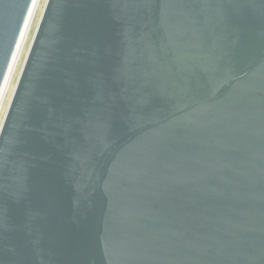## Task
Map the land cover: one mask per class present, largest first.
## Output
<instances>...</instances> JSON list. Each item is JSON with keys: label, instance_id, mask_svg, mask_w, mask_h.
<instances>
[{"label": "water", "instance_id": "1", "mask_svg": "<svg viewBox=\"0 0 264 264\" xmlns=\"http://www.w3.org/2000/svg\"><path fill=\"white\" fill-rule=\"evenodd\" d=\"M34 3L0 0V96ZM0 264H264V0H48Z\"/></svg>", "mask_w": 264, "mask_h": 264}, {"label": "bare ground", "instance_id": "2", "mask_svg": "<svg viewBox=\"0 0 264 264\" xmlns=\"http://www.w3.org/2000/svg\"><path fill=\"white\" fill-rule=\"evenodd\" d=\"M41 3H42V0H35L34 7H33V10H32V12L30 14L26 29H25V31L23 33V36H22V39H21V41L19 43L18 50H17L16 55H15V59H14V62H13L12 69L10 71V75H9L8 81H7V83H6L5 87H4V90H3V92H2V94L0 96V117H1V114L3 112L4 104H5V101L7 99V96L9 94L10 90H11V86H12L13 80L15 78L18 66L20 64V60H21V57L23 55L24 49H25V47L27 45V42H28L31 30L33 28L35 19L37 17L38 12H39Z\"/></svg>", "mask_w": 264, "mask_h": 264}, {"label": "rangeland", "instance_id": "3", "mask_svg": "<svg viewBox=\"0 0 264 264\" xmlns=\"http://www.w3.org/2000/svg\"><path fill=\"white\" fill-rule=\"evenodd\" d=\"M47 1L48 0H42V3H41V6H40V9H39V12L37 14V17L35 19V22H34V25H33V28L31 30V33H30V36H29V39H28V42H27V45L24 49V52H23V55L21 57V60H20V64L18 66V69H17V72H16V75H15V78L13 80V83H12V86H11V90L7 96V99L5 101V104H4V109H3V112L1 114V117H0V131H1V128L3 126V123L5 121V118H6V115H7V112H8V109L10 107V104H11V101H12V98L14 96V93H15V90H16V87L18 85V82H19V79L21 77V74H22V71H23V68H24V65H25V62H26V59L28 57V54H29V51H30V48L32 46V43H33V40L35 38V35H36V32H37V29L39 27V24H40V21H41V18H42V15L44 13V10H45V7H46V4H47Z\"/></svg>", "mask_w": 264, "mask_h": 264}]
</instances>
